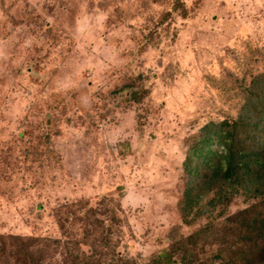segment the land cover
Masks as SVG:
<instances>
[{
	"label": "rangeland",
	"instance_id": "1",
	"mask_svg": "<svg viewBox=\"0 0 264 264\" xmlns=\"http://www.w3.org/2000/svg\"><path fill=\"white\" fill-rule=\"evenodd\" d=\"M256 73L264 0H0V264H264L262 197L183 196Z\"/></svg>",
	"mask_w": 264,
	"mask_h": 264
},
{
	"label": "trees",
	"instance_id": "2",
	"mask_svg": "<svg viewBox=\"0 0 264 264\" xmlns=\"http://www.w3.org/2000/svg\"><path fill=\"white\" fill-rule=\"evenodd\" d=\"M242 89L246 103L239 105L236 118L204 124L183 163L187 175L183 190L185 207L209 191L219 196L240 191L246 196L262 197L264 203V74H253ZM212 145H220L223 152L217 153ZM239 220L245 228H253L249 234L253 237L252 246L257 239L264 242V204L254 214H242ZM249 235L243 234L251 240ZM16 240L12 239L10 245L6 243L9 250ZM26 242L33 243L31 238ZM0 243H5L2 236ZM169 261L168 253L161 251L147 264H168Z\"/></svg>",
	"mask_w": 264,
	"mask_h": 264
}]
</instances>
